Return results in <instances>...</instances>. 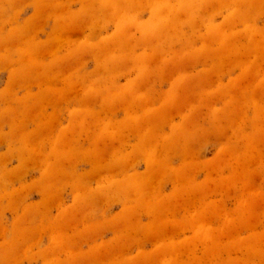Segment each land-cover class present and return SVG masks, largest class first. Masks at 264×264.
Wrapping results in <instances>:
<instances>
[{"label":"rangeland","instance_id":"374dc122","mask_svg":"<svg viewBox=\"0 0 264 264\" xmlns=\"http://www.w3.org/2000/svg\"><path fill=\"white\" fill-rule=\"evenodd\" d=\"M0 264H264V0H0Z\"/></svg>","mask_w":264,"mask_h":264}]
</instances>
